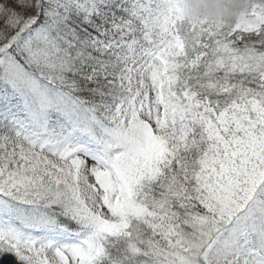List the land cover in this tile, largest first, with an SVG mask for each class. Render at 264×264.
Masks as SVG:
<instances>
[{
	"label": "snow or ice",
	"instance_id": "6c2138e0",
	"mask_svg": "<svg viewBox=\"0 0 264 264\" xmlns=\"http://www.w3.org/2000/svg\"><path fill=\"white\" fill-rule=\"evenodd\" d=\"M264 264V0H0V257Z\"/></svg>",
	"mask_w": 264,
	"mask_h": 264
},
{
	"label": "clouds",
	"instance_id": "9594fccd",
	"mask_svg": "<svg viewBox=\"0 0 264 264\" xmlns=\"http://www.w3.org/2000/svg\"><path fill=\"white\" fill-rule=\"evenodd\" d=\"M250 0H182L186 19H206L213 24H226L244 13Z\"/></svg>",
	"mask_w": 264,
	"mask_h": 264
},
{
	"label": "trees",
	"instance_id": "16d2710c",
	"mask_svg": "<svg viewBox=\"0 0 264 264\" xmlns=\"http://www.w3.org/2000/svg\"><path fill=\"white\" fill-rule=\"evenodd\" d=\"M0 264H16V261L11 254H8L0 257Z\"/></svg>",
	"mask_w": 264,
	"mask_h": 264
}]
</instances>
